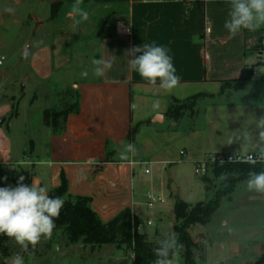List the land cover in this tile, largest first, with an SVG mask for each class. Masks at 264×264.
Masks as SVG:
<instances>
[{"label": "crops", "instance_id": "1", "mask_svg": "<svg viewBox=\"0 0 264 264\" xmlns=\"http://www.w3.org/2000/svg\"><path fill=\"white\" fill-rule=\"evenodd\" d=\"M7 1L37 14L48 12L49 41L43 47L48 61L44 67L36 58L28 63L35 82L66 85L62 70L74 63L83 62L85 70L94 69L93 59L112 63L103 77L74 82L75 107L64 114L60 129L48 130L40 157L27 162L32 165L31 183L34 177L51 193L66 180L68 194L88 199L104 225L127 211L142 222L143 202L153 192L164 199L155 208L162 223L165 214H175L178 200L194 208L207 199L205 183L195 174L197 163L210 155H250L264 149L257 127L264 117V81L257 71L264 67L260 47L264 27L230 35L224 28L229 0H82L89 19L81 23L69 16L76 0ZM59 4L52 17L53 7ZM153 42L168 49L180 77L179 86L171 91L150 85L130 69L132 57L126 51ZM75 53L83 54L82 59ZM244 71H252V77L237 90L233 85ZM195 96L201 98L193 111L179 119L169 117L171 105ZM4 119L3 127L9 123L8 115ZM245 132L250 134L248 139ZM0 137V166L20 163V151L9 133ZM235 137L240 139L229 144ZM128 143L135 145L136 154L122 159L120 152ZM237 190L223 200L214 216ZM206 226L196 225L189 233L192 239L194 233L205 235L201 239L206 237L210 245ZM193 241L198 244L199 239ZM263 256L264 252L251 264ZM4 264H12V258Z\"/></svg>", "mask_w": 264, "mask_h": 264}, {"label": "rangeland", "instance_id": "2", "mask_svg": "<svg viewBox=\"0 0 264 264\" xmlns=\"http://www.w3.org/2000/svg\"><path fill=\"white\" fill-rule=\"evenodd\" d=\"M8 8L14 11L7 12ZM46 15L0 0V121L7 115L9 121L0 127V135L9 133L23 161L11 167L0 166V187L16 186L20 176L25 177V184H31L32 165L27 162L40 157L41 151H45L48 130L60 129L64 114L75 107L77 97L74 82L95 77L93 69H83V62L62 70V74L67 75L63 77L66 85H44L30 77L29 62L36 58L44 67L48 61V52L43 50L49 41ZM43 26L45 28L41 29ZM40 29L44 31L38 32ZM75 55L78 60L83 57V54ZM85 71L88 73L86 77L81 75ZM259 80L264 81V74ZM230 166L211 164L201 176L207 191V199L201 204L225 194L233 185L238 190L217 216L214 213L207 226L202 225L206 226L210 245L206 244L209 239H201L205 235L194 233V238L199 239L196 264H251L264 252V194L247 191L245 180L236 183L243 173L238 166ZM49 195L56 196V193ZM61 197L65 201L64 206L79 205L68 196ZM146 202L147 199L141 208L143 213L139 226H136L135 216L131 213L133 234L138 232L151 244H157L166 234H176L181 222L176 220L175 214H165V220L161 223L155 211L161 203L149 210ZM150 220L154 224L152 227L147 224ZM225 222H229V225L226 226ZM150 230L155 232L149 233ZM132 246L121 243L120 239L112 244H86L82 237L74 243L65 228L54 229L51 238L43 239L35 249L30 246L25 251L14 240L9 244L11 258L19 254L24 258V264H133L135 257ZM236 251L237 254H234ZM4 262L0 260V264ZM179 264H184L182 251L179 252Z\"/></svg>", "mask_w": 264, "mask_h": 264}, {"label": "clouds", "instance_id": "3", "mask_svg": "<svg viewBox=\"0 0 264 264\" xmlns=\"http://www.w3.org/2000/svg\"><path fill=\"white\" fill-rule=\"evenodd\" d=\"M81 4L82 0H76L69 12L74 23L89 19V13ZM229 6V19L225 21L224 28L230 35L236 36L243 30L257 31L264 27V0H229ZM6 11L11 13L14 10L8 8ZM125 54L132 57L128 61L130 69L137 72L150 85L158 86L165 91H171L179 86L180 77L168 49L164 46L156 45L154 42L143 43L142 46L127 50ZM92 64L96 77H103L105 71L112 67L111 61L104 59H93ZM257 71L264 74V67H259ZM81 75L86 77L88 73L85 71ZM257 127L260 129L259 140L264 141V117L259 119ZM243 136L248 139L250 134L245 132ZM239 139L240 137H235L228 143L232 144ZM136 151L135 145L128 143L123 146L120 156L127 159L128 154L135 155ZM247 162L253 165L257 162L264 163V149L256 157L248 156ZM24 180L25 177L20 176L16 186L0 187V235L14 240L27 251L30 246L35 249L42 239L51 238L56 227L55 221L59 218L65 201L61 196L49 195L47 187L38 179L33 177L30 185L25 184ZM245 183L247 191L264 194V170L249 172ZM181 248L183 245L179 243L175 233L166 234L154 249L156 258L153 264H179ZM12 264H24V258L17 254L12 258Z\"/></svg>", "mask_w": 264, "mask_h": 264}, {"label": "trees", "instance_id": "4", "mask_svg": "<svg viewBox=\"0 0 264 264\" xmlns=\"http://www.w3.org/2000/svg\"><path fill=\"white\" fill-rule=\"evenodd\" d=\"M60 8L61 4L53 7L52 17L56 16ZM252 74V71H244L240 79L234 85L232 84L233 87L237 90L243 89L245 83L251 79ZM200 98V96H195L186 102H176L171 105L168 112L169 117L179 119L186 112L193 111ZM15 116H17V113ZM230 167H237L243 173L236 183L246 180L251 171L260 172L264 170V165L257 163L255 165H231ZM234 190L235 185L229 188L225 194L218 195L213 201L207 204H200L192 209L186 203L179 200L176 202L175 217L177 221L181 222L180 226L176 228V235L179 243L183 245L180 251H182L185 264H196V250L199 248L198 244L191 238L189 230L196 225L208 224L214 213L220 208L223 198L232 194ZM55 193L56 196H68L79 204L76 207L63 206L59 218L55 221V229L65 228L72 242L75 243L82 237L86 244L101 245L112 244L120 239L121 243L133 245L135 257L133 264H153L156 258L154 249L158 247V243H149L138 232L133 234L130 211L125 212L111 223L104 225L89 207L88 199L72 198L68 194L66 180H63L62 186ZM134 221L136 226L140 225L138 218L134 217ZM11 241L12 239H9L7 236L0 235V260L3 261L11 258L12 253L9 247ZM258 264H264V256Z\"/></svg>", "mask_w": 264, "mask_h": 264}, {"label": "built area", "instance_id": "5", "mask_svg": "<svg viewBox=\"0 0 264 264\" xmlns=\"http://www.w3.org/2000/svg\"><path fill=\"white\" fill-rule=\"evenodd\" d=\"M144 2L147 1H160V2H167V1H174V0H142ZM207 33H210V29L207 28ZM260 47L264 50V40L261 41ZM253 157L258 156L259 154H250ZM250 155H232V154H217V155H210L207 156L203 161L199 162L196 164L195 166V174L197 176H203L207 169L208 166L211 164H221V165H243V164H248L247 162V158ZM181 156L182 158H184L186 156V153L183 151L181 152ZM233 157V159L231 160L230 158ZM223 161V163H222ZM258 164L261 162H257ZM146 174H149V170L147 169L145 171ZM146 206L149 210H153L155 208V206L158 203H163L164 199L162 197L157 196L155 193L153 192H148L146 194ZM149 226L152 225L151 222L148 223Z\"/></svg>", "mask_w": 264, "mask_h": 264}, {"label": "water", "instance_id": "6", "mask_svg": "<svg viewBox=\"0 0 264 264\" xmlns=\"http://www.w3.org/2000/svg\"><path fill=\"white\" fill-rule=\"evenodd\" d=\"M5 121H6L5 119L1 120L0 121V126H2L5 123Z\"/></svg>", "mask_w": 264, "mask_h": 264}]
</instances>
